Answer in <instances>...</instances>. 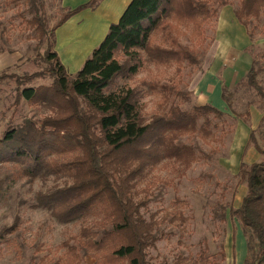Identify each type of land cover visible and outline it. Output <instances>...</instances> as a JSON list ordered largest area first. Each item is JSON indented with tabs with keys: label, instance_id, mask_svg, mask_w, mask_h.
I'll return each instance as SVG.
<instances>
[{
	"label": "trees",
	"instance_id": "trees-1",
	"mask_svg": "<svg viewBox=\"0 0 264 264\" xmlns=\"http://www.w3.org/2000/svg\"><path fill=\"white\" fill-rule=\"evenodd\" d=\"M101 1L88 0L68 9L50 29L43 0H0V5L25 4L22 13L30 15L27 22L40 43H48L44 53L48 67L15 77L16 104L24 99L29 105L52 111L41 119H26L21 125L10 126L0 139V162H21L24 175L30 179L50 174L70 179L68 185L39 193L36 205L48 208L62 223L98 216L92 232L89 228L82 230V236H92L81 242L85 249H92V257L105 250L110 258L126 259L127 264H154L148 251L159 239L158 231L155 233V224L141 212L144 203L136 199L137 181L165 159L178 160L190 168L197 151L181 141L185 135L212 134L219 127L213 119L231 120L234 125L236 117L212 104L189 109L181 103L192 100L189 84L203 68L213 41L208 29L217 23L221 8L235 7L238 20L248 30L252 51L264 0H131L83 67L71 77L53 50L55 33L72 16L97 7ZM182 24L192 28L191 44L179 39ZM262 33L264 36V30ZM158 35L162 39L159 43ZM147 62L176 64L173 82L154 85L162 92L163 112H156L150 119L143 112L137 88H113L117 78L137 74ZM257 62L255 56L247 79L264 104ZM46 75L53 79L51 84L27 85ZM222 97L228 106L224 93ZM249 113L237 116L247 120ZM249 141L256 143L253 130ZM256 146L262 160L251 165L242 163L247 193L240 207L232 210L242 226L257 236L258 249L246 264H264V135L263 144ZM220 255L225 258L223 248ZM212 264L220 263L214 260Z\"/></svg>",
	"mask_w": 264,
	"mask_h": 264
},
{
	"label": "rangeland",
	"instance_id": "rangeland-1",
	"mask_svg": "<svg viewBox=\"0 0 264 264\" xmlns=\"http://www.w3.org/2000/svg\"><path fill=\"white\" fill-rule=\"evenodd\" d=\"M43 1L51 29L63 12L88 0ZM117 1L103 0L95 8L84 9L56 31L53 50L71 77L83 67L131 0ZM25 8V4L0 5V139L10 126L52 114L49 108L29 105L24 99L16 104L15 77L48 67L44 58L48 43L38 40L35 29L27 22L30 15L22 13ZM258 25L256 46L247 53L251 64L257 56L258 79L264 86V13ZM217 28L218 24L214 23L208 29L213 41L207 54L215 43ZM193 38L192 28L180 25V41L191 44ZM161 40L158 35L156 42ZM175 68V63L147 62L137 74L117 78L113 88H137L141 92L143 112L150 119L156 112H163L162 92L154 85L173 82ZM200 72L193 75L189 84L192 100L181 103V107L190 109L193 105L212 102L202 98L198 88ZM52 81L46 75L27 85H48ZM220 82L229 103L224 111L236 117L234 125L231 120L213 119L219 127L212 134L185 135L181 141L193 145L197 151V159L190 168L178 160L165 159L146 170L137 181L136 199L144 203L141 212L147 221L155 224V233L158 231L159 239L148 251L149 260L154 264H212L214 260L220 264H246L258 249L255 232L244 228L232 210L240 207L247 193L242 163L251 165L262 160L256 143L263 144L264 104L249 85L247 73L233 80L222 77ZM247 113V120L237 116ZM242 121L255 131L256 143L248 139L243 145L236 144V131ZM22 168L21 162H0V264H127L126 259L110 258L105 250L92 257V249L84 248L81 242L92 236H82V230L89 228L92 232L98 216L62 223L48 208L36 205L39 193L68 185L69 178L50 174L30 179ZM222 248L225 258L220 255Z\"/></svg>",
	"mask_w": 264,
	"mask_h": 264
},
{
	"label": "crops",
	"instance_id": "crops-1",
	"mask_svg": "<svg viewBox=\"0 0 264 264\" xmlns=\"http://www.w3.org/2000/svg\"><path fill=\"white\" fill-rule=\"evenodd\" d=\"M118 9L116 12L119 14ZM217 24L215 43L205 57L198 76V80H201L198 88L203 93L202 98L211 100L212 104L224 111L226 104L222 97L223 88L220 80L222 77L223 80H233L235 76H243L248 72L251 57L247 50L252 41L247 28L238 20L233 5L221 8ZM251 131L250 125L244 121L240 122L235 135L236 144L240 146L247 142Z\"/></svg>",
	"mask_w": 264,
	"mask_h": 264
}]
</instances>
